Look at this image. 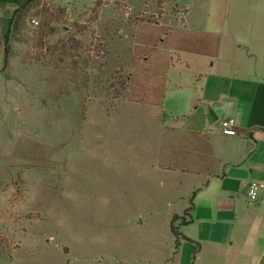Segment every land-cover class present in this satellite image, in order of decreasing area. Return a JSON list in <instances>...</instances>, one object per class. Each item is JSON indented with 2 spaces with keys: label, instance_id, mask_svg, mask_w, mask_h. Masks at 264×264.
Listing matches in <instances>:
<instances>
[{
  "label": "rangeland",
  "instance_id": "1",
  "mask_svg": "<svg viewBox=\"0 0 264 264\" xmlns=\"http://www.w3.org/2000/svg\"><path fill=\"white\" fill-rule=\"evenodd\" d=\"M185 1H0V264H167L192 184L157 102L187 20L221 34L222 64L264 67V0Z\"/></svg>",
  "mask_w": 264,
  "mask_h": 264
},
{
  "label": "crops",
  "instance_id": "2",
  "mask_svg": "<svg viewBox=\"0 0 264 264\" xmlns=\"http://www.w3.org/2000/svg\"><path fill=\"white\" fill-rule=\"evenodd\" d=\"M186 9L188 17L187 4ZM187 22L196 31L217 34L220 42L217 55L182 51L183 63L169 70L163 106L176 117V131L189 138L169 145V158L178 165L167 167L190 180L192 188L178 195L184 200L181 208L168 209L170 215L187 210L188 218L174 222L180 232L177 246L170 222L172 247L165 262L264 264V186L257 199L248 194L253 180L264 182V67L222 64L221 34ZM186 73L191 81L184 78ZM226 98L234 101L235 134L223 132L225 117L211 121L208 114L211 104ZM186 161L196 167L184 169L181 163Z\"/></svg>",
  "mask_w": 264,
  "mask_h": 264
},
{
  "label": "trees",
  "instance_id": "3",
  "mask_svg": "<svg viewBox=\"0 0 264 264\" xmlns=\"http://www.w3.org/2000/svg\"><path fill=\"white\" fill-rule=\"evenodd\" d=\"M1 2H9V3H14L18 4L20 6L24 5L27 1L29 0H0ZM44 35L48 34L49 31L47 30V24L46 26L43 27ZM52 31H50L51 33ZM7 38H8V33H7ZM219 36L214 33H208V32H200V31H193L191 35H188V38L184 39V42L180 45L185 50H190V51H197V52H205V53H210L211 55H217L218 50H219ZM169 68V67H168ZM166 86V84H165ZM166 87L162 89V94L159 102L157 104L161 105L163 107V102H164V97L166 94ZM132 99L139 100V101H147L149 100V97L147 96H140V95H132ZM194 134L197 135V132H193ZM176 163V162H175ZM184 169H194L196 166H194V163L192 161H186L181 163ZM178 165V162L176 164L171 163L170 166L176 167ZM178 217V214L175 215L171 222V229L173 233L177 237V245L179 243V235L180 232L178 231L177 226L175 225L174 221ZM183 217V216H182ZM187 221V219H185ZM186 238H189L188 236H185Z\"/></svg>",
  "mask_w": 264,
  "mask_h": 264
},
{
  "label": "built area",
  "instance_id": "4",
  "mask_svg": "<svg viewBox=\"0 0 264 264\" xmlns=\"http://www.w3.org/2000/svg\"><path fill=\"white\" fill-rule=\"evenodd\" d=\"M35 22H38L37 19L33 18ZM222 130L225 133L228 134H235L238 131L237 128V122H236V117L234 115H228L223 119L222 122ZM264 186V182L260 180H253L250 184V188L248 191L249 196L252 199H257L260 193L261 187Z\"/></svg>",
  "mask_w": 264,
  "mask_h": 264
},
{
  "label": "water",
  "instance_id": "5",
  "mask_svg": "<svg viewBox=\"0 0 264 264\" xmlns=\"http://www.w3.org/2000/svg\"><path fill=\"white\" fill-rule=\"evenodd\" d=\"M231 104V105H230ZM234 111V101L232 98H226L224 102H216L209 106L210 120H216L219 117L231 115Z\"/></svg>",
  "mask_w": 264,
  "mask_h": 264
}]
</instances>
